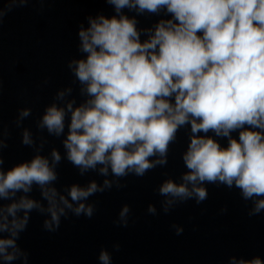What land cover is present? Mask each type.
I'll return each mask as SVG.
<instances>
[{
	"label": "clouds",
	"instance_id": "clouds-1",
	"mask_svg": "<svg viewBox=\"0 0 264 264\" xmlns=\"http://www.w3.org/2000/svg\"><path fill=\"white\" fill-rule=\"evenodd\" d=\"M3 2L0 25L13 6L33 0ZM104 3L114 14L88 16L87 26L79 24L81 55L67 61L72 82L45 106L35 134L24 126L31 108L18 110L20 142L34 154L7 169L10 134L0 120V264H28L29 253L18 241L33 212L44 217L42 228L49 233L70 216L91 219L97 211L91 197L126 188L129 176L143 178L166 167L182 129L188 136L180 154L186 170L179 182L168 177L155 189L159 211L167 215L188 201L201 205L209 198L207 185H215L238 190L251 203L249 217L264 213V0ZM145 15L159 19L140 27L137 17ZM48 137L60 139L63 153L53 146L43 154ZM63 161L80 177L95 173L103 179L57 187ZM146 211L159 214L152 203ZM130 215L123 204L113 223L127 228ZM171 227L176 235L184 231ZM98 260L111 264L112 255L101 248ZM227 264L264 259L233 255Z\"/></svg>",
	"mask_w": 264,
	"mask_h": 264
}]
</instances>
